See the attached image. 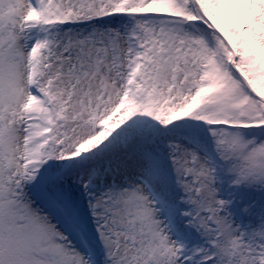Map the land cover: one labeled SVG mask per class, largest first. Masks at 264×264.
<instances>
[{
	"label": "snow or ice",
	"instance_id": "6c2138e0",
	"mask_svg": "<svg viewBox=\"0 0 264 264\" xmlns=\"http://www.w3.org/2000/svg\"><path fill=\"white\" fill-rule=\"evenodd\" d=\"M225 187L264 194V0H0V264H264Z\"/></svg>",
	"mask_w": 264,
	"mask_h": 264
},
{
	"label": "rangeland",
	"instance_id": "374dc122",
	"mask_svg": "<svg viewBox=\"0 0 264 264\" xmlns=\"http://www.w3.org/2000/svg\"><path fill=\"white\" fill-rule=\"evenodd\" d=\"M230 193H233V195L230 196ZM221 196L225 199H233L230 210L234 213V218L237 222L243 223L245 225H247L250 221L253 223L258 222L256 217L249 216L247 213H245L244 208L250 203L264 201V194L243 187L239 190L225 187L224 191L221 193Z\"/></svg>",
	"mask_w": 264,
	"mask_h": 264
}]
</instances>
